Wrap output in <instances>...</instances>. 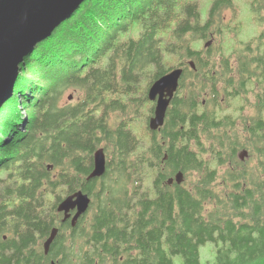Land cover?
<instances>
[{
	"label": "trees",
	"instance_id": "16d2710c",
	"mask_svg": "<svg viewBox=\"0 0 264 264\" xmlns=\"http://www.w3.org/2000/svg\"><path fill=\"white\" fill-rule=\"evenodd\" d=\"M246 5L262 28L264 0ZM241 9L215 0L202 24L188 0H85L36 45L0 107V264H203L207 244L209 264H264V31L230 57L193 48L237 34ZM181 67L152 132L148 89ZM69 89L79 100L62 104ZM101 148L106 174L87 181ZM79 190L92 204L73 227L57 208Z\"/></svg>",
	"mask_w": 264,
	"mask_h": 264
},
{
	"label": "water",
	"instance_id": "95a60500",
	"mask_svg": "<svg viewBox=\"0 0 264 264\" xmlns=\"http://www.w3.org/2000/svg\"><path fill=\"white\" fill-rule=\"evenodd\" d=\"M85 0H0V107L14 92V85L24 59L36 45L49 37L52 32L78 10ZM211 42L206 44L209 46ZM194 68V63L190 62ZM184 68H175L156 80L148 90V100L155 103L154 114L149 119V129L160 131L166 122L171 103L179 90ZM248 152L240 154L242 161ZM107 171V157L103 148L94 154V168L87 181L102 178ZM185 174L178 172L168 181L169 185H182ZM92 198L79 190L59 204L57 211L63 214L62 222L71 221L75 227L89 211ZM75 214L72 215V212ZM59 229L52 230L44 244L48 255Z\"/></svg>",
	"mask_w": 264,
	"mask_h": 264
},
{
	"label": "rangeland",
	"instance_id": "374dc122",
	"mask_svg": "<svg viewBox=\"0 0 264 264\" xmlns=\"http://www.w3.org/2000/svg\"><path fill=\"white\" fill-rule=\"evenodd\" d=\"M188 1H192V2H197L199 5V9H200V14H201V23L204 24L206 23V21L209 18V14H210V9L214 3L215 0H188ZM237 2V4L242 8L241 9V14L240 18L242 17L244 20L242 22V26L239 27L238 29V33L235 34L226 29L224 30L223 34L219 37V38H213L211 39V44H213L215 47L217 46H221L224 54L228 57L232 56L233 51L235 50V48L237 47L236 45L239 42H248L251 39H254L255 37H257L259 35V33H261V31H264V26L262 28H259V26L256 24V22L249 16V14H247L248 10V6L246 4H249V2H251L252 0H235ZM226 20L227 24L229 22L230 19H232L233 14L229 11H225V13L223 14ZM235 22V20H234ZM234 22H230L231 26L234 27ZM206 42H196L193 45L194 49L200 50L203 47H207L206 46ZM217 49V48H216ZM169 56L166 54L165 58L167 59ZM217 61L220 60L219 57L216 58ZM178 63V61L175 62L174 65H176ZM149 90V89H148ZM80 93L75 91L74 89H69L64 93V98L62 101V104H67V103H74L77 102L79 100V96ZM148 95V94H147ZM153 103V102H151ZM245 103L250 107V103L246 102ZM154 107H155V103H153ZM239 107H236L238 106ZM244 105L243 100L240 98H234L231 100V107L229 109V111L232 113L233 111V115L235 117L239 116V114L241 112H243V110H240V107H242ZM228 107L227 104H224V108L226 109ZM246 116H254V112L252 109L250 110H246L245 114ZM151 118V117H150ZM145 120H136L134 122L135 126H137L139 129L142 128L143 126H145ZM148 128H149V119H148ZM150 130V129H149ZM151 131V130H150ZM105 150V148H103ZM105 153H107V149L105 150ZM107 155V154H106ZM196 174L193 175V177L191 178V180L195 179ZM185 182H186V178H185ZM221 188V187H220ZM200 253H201V260L203 264H209L214 256H215V249L213 248L212 244H207L206 246L201 247L200 249ZM174 262L175 264H182V257L181 256H176L174 258Z\"/></svg>",
	"mask_w": 264,
	"mask_h": 264
},
{
	"label": "bare ground",
	"instance_id": "6f19581e",
	"mask_svg": "<svg viewBox=\"0 0 264 264\" xmlns=\"http://www.w3.org/2000/svg\"><path fill=\"white\" fill-rule=\"evenodd\" d=\"M80 6H81V4H80ZM48 38V37H47ZM43 40H44V37L42 38ZM13 95V93L7 98V99H9L11 96ZM108 192V191H107ZM85 252V251H84Z\"/></svg>",
	"mask_w": 264,
	"mask_h": 264
},
{
	"label": "flooded vegetation",
	"instance_id": "af4514ba",
	"mask_svg": "<svg viewBox=\"0 0 264 264\" xmlns=\"http://www.w3.org/2000/svg\"><path fill=\"white\" fill-rule=\"evenodd\" d=\"M75 214V211L74 212H72V215H74ZM63 216V215H62Z\"/></svg>",
	"mask_w": 264,
	"mask_h": 264
}]
</instances>
